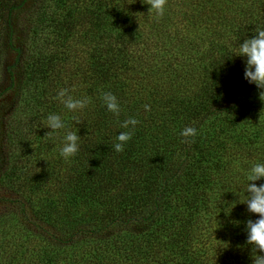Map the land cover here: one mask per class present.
<instances>
[{"label": "trees", "instance_id": "1", "mask_svg": "<svg viewBox=\"0 0 264 264\" xmlns=\"http://www.w3.org/2000/svg\"><path fill=\"white\" fill-rule=\"evenodd\" d=\"M149 8L0 0V95L13 96L0 139V264H252L246 224L259 216L244 202L249 169L264 163V89L236 54L264 30V0H168L159 19ZM62 88L92 102L69 112ZM50 114L66 124L53 137ZM130 117L140 123L121 128ZM186 126L198 134L182 142ZM67 131L81 136L69 160Z\"/></svg>", "mask_w": 264, "mask_h": 264}, {"label": "clouds", "instance_id": "2", "mask_svg": "<svg viewBox=\"0 0 264 264\" xmlns=\"http://www.w3.org/2000/svg\"><path fill=\"white\" fill-rule=\"evenodd\" d=\"M144 3L150 5L148 12H154L157 19L163 18L168 0H143ZM246 58V67L244 71L245 79L257 88L264 89V30H258L257 33L248 39H245L239 46L236 54ZM75 89L62 88L57 93L56 99L64 105V107L72 113L84 110L92 101L90 97L76 98L72 95ZM264 97V91L260 93V98ZM103 104L107 110L116 117L121 112L120 102L111 92H104L101 95ZM145 111H150V106H144ZM75 123L82 121L73 117ZM140 123L135 118H128L120 123V127L124 129H135ZM66 124L58 114H50L47 117L46 128H49L45 136L53 137L59 130L65 129ZM197 129L186 126L180 136L184 139L182 142H188L189 137L197 136ZM133 131H122L116 137V143L113 145L117 153L124 151V145L132 139ZM81 136L78 132L67 131L63 138V146L60 149V155L69 160L79 151V142ZM264 179V163H255L249 169L247 174V209L250 213L259 216V219L248 220L246 224L247 240L246 243L252 246V264H264V184L257 186L255 181Z\"/></svg>", "mask_w": 264, "mask_h": 264}, {"label": "rangeland", "instance_id": "3", "mask_svg": "<svg viewBox=\"0 0 264 264\" xmlns=\"http://www.w3.org/2000/svg\"><path fill=\"white\" fill-rule=\"evenodd\" d=\"M12 29H13L14 34L16 35V37L20 38L21 32H20V29L17 27V25L15 23L12 24ZM12 58H13V52L8 50L7 51V57H6V65H11ZM12 70L13 69H11V71ZM5 82H4V85L7 84ZM12 102H13L12 94L9 93V95H4V94L0 95V139H1V134H2V122H3V119H4L8 109L10 108ZM1 166H2V156H1V153H0V167ZM2 206H4V205L3 204L0 205V211L3 210Z\"/></svg>", "mask_w": 264, "mask_h": 264}]
</instances>
